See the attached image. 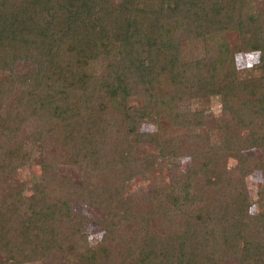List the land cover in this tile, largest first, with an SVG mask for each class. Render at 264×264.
<instances>
[{"label":"trees","instance_id":"1","mask_svg":"<svg viewBox=\"0 0 264 264\" xmlns=\"http://www.w3.org/2000/svg\"><path fill=\"white\" fill-rule=\"evenodd\" d=\"M122 2L0 0V184L36 145L42 175L26 196L0 187V264H264V211L245 185L264 178V0ZM245 53H259L255 77L237 70ZM51 147L80 182L50 176ZM138 176L142 201L125 188ZM73 203L102 213L98 247Z\"/></svg>","mask_w":264,"mask_h":264},{"label":"rangeland","instance_id":"2","mask_svg":"<svg viewBox=\"0 0 264 264\" xmlns=\"http://www.w3.org/2000/svg\"><path fill=\"white\" fill-rule=\"evenodd\" d=\"M114 5L116 9H120L123 5L122 0H113ZM232 41L235 39V35H232L230 38ZM259 59V53H245V54H238L235 58L236 60V66L238 71H242L243 73H240L241 75H244L246 73L247 77H255L258 75L257 71H250L253 65H255L258 62ZM220 99L217 97H212L207 101V107L205 108V115L212 116V119L215 117H218L220 115V105H219ZM200 119V117H197L196 120ZM148 125H143V130H146ZM150 127V126H149ZM209 134L211 138L212 143H219L220 137H219V131L216 129H213V126H209ZM24 135V142H27L28 144L32 141L31 137H27ZM175 137L177 135H174ZM182 136V144L186 143L190 145L188 141V134H183ZM38 145H36L33 148L32 154H30L29 161L25 165L20 166L14 176L10 177H2V183L0 184V187H5V189L13 188V186L19 182L24 184V195H28L30 192V187L33 183H39L40 179L42 178L40 174V168L37 165L36 162L39 160V154L37 153ZM149 154H154V151L152 149H147ZM244 155L248 157H260L261 152L258 149H248L243 151ZM187 157H184L179 162V167L181 171H184L187 167L189 161L186 159ZM47 160L49 163H51L54 166V175L52 178H64L66 176L68 177H74L75 182H80L81 174L73 172V169L71 166H69L65 160L60 159L59 156L55 154V149L51 147V149L48 152ZM153 161V165L155 166V172L156 176L164 177L168 179L170 176L169 171V162L166 159L161 158H155ZM234 159H222L221 163L226 166L227 169H232L234 166ZM245 185L249 192V198L252 200V204L250 206V212L256 214L257 212L264 211V178L263 176L257 172L252 178H246L245 179ZM126 188V194L127 195H134L138 201H142L143 196L150 193L151 189V182L143 177L138 176L134 178L132 181H129L125 184ZM71 209L75 215L77 214H83L86 217V220H84V233L87 235V243L90 247L96 248L100 245V243L105 238L103 230L98 226L94 220V218H101L102 213L97 208H90L85 206L83 203H73L71 206ZM156 223V221H155ZM127 226H123V228L118 231V237L116 239L117 243L112 245V247L109 246V248H112L114 250L115 248H119V237L121 238H127L129 236L128 233H126ZM27 264H41L39 262L35 263H27ZM221 264H238V259L234 255H230L225 257Z\"/></svg>","mask_w":264,"mask_h":264}]
</instances>
